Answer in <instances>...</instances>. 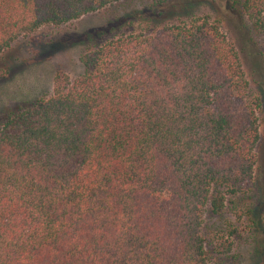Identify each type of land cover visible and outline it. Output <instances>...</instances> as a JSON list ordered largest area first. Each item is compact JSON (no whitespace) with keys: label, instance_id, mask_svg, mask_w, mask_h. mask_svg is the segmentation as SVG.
Segmentation results:
<instances>
[{"label":"trees","instance_id":"1","mask_svg":"<svg viewBox=\"0 0 264 264\" xmlns=\"http://www.w3.org/2000/svg\"><path fill=\"white\" fill-rule=\"evenodd\" d=\"M117 1L0 0V52ZM240 3L264 41V0ZM133 20L108 19L79 76L56 70L1 117L0 264H210L206 207L242 200L264 221L262 102L235 47L208 15L122 30Z\"/></svg>","mask_w":264,"mask_h":264},{"label":"rangeland","instance_id":"2","mask_svg":"<svg viewBox=\"0 0 264 264\" xmlns=\"http://www.w3.org/2000/svg\"><path fill=\"white\" fill-rule=\"evenodd\" d=\"M188 2L193 5L189 6L185 0H168L167 4H160L159 0H120L62 24L42 25L19 36L0 52V119L9 109L48 95L56 70H63L70 79L79 76L84 69L80 60L82 52L103 41L97 30L108 19L133 15V22L125 24L122 30L139 31L176 22L187 15H208L218 21L220 30L235 47L251 92L261 98L254 169L255 177L261 178L264 172L263 37L250 31L252 27L243 15L241 0ZM139 9L142 14L138 13ZM138 15L145 20L141 21ZM259 211L260 207H256L254 213H248L242 200L234 208L228 203L220 216L212 215L206 207L203 230L210 264H264V221L259 218ZM224 242L230 245L229 250L221 247Z\"/></svg>","mask_w":264,"mask_h":264}]
</instances>
